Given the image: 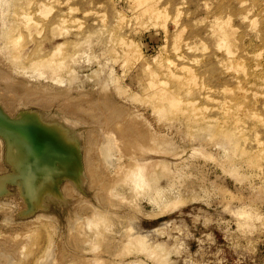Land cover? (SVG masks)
I'll return each mask as SVG.
<instances>
[{"label":"rangeland","instance_id":"rangeland-1","mask_svg":"<svg viewBox=\"0 0 264 264\" xmlns=\"http://www.w3.org/2000/svg\"><path fill=\"white\" fill-rule=\"evenodd\" d=\"M0 71V264H264V0H0ZM21 114L80 162L47 166L38 201Z\"/></svg>","mask_w":264,"mask_h":264},{"label":"bare ground","instance_id":"bare-ground-1","mask_svg":"<svg viewBox=\"0 0 264 264\" xmlns=\"http://www.w3.org/2000/svg\"><path fill=\"white\" fill-rule=\"evenodd\" d=\"M37 5V4H36ZM49 6V5H48ZM43 7V6H42ZM47 7V6H46ZM44 10V8H43ZM23 12V11H22ZM39 12V11H38ZM36 13V12H35ZM144 13V12H143ZM23 14V13H21ZM27 13H25V18L28 16L26 15ZM49 14V13H46ZM24 15V14H23ZM22 16V15H21ZM38 17V16H37ZM46 17V16H45ZM22 18H24L22 16ZM23 19V22H29L30 17L28 16L27 18L29 19ZM25 20V21H24ZM27 20V21H26ZM31 22V21H30ZM24 23V24H25ZM22 24V23H21ZM27 26L29 25V23L26 24ZM26 25H23L26 27ZM31 25V24H30ZM38 31V30H37ZM23 36V35H22ZM19 37V36H17ZM60 46V45H59ZM22 47V46H21ZM18 50V49H17ZM58 50V49H57ZM56 50V51H57ZM60 51V50H59ZM20 52V51H19ZM53 53V52H52ZM76 56V55H75ZM40 62V61H39ZM38 64V63H37ZM145 64V63H144ZM1 74V71H0ZM3 74V73H2ZM10 87V86H9ZM12 87V86H11ZM11 89V88H10ZM13 90V87L12 89ZM8 91V90H7ZM14 91H16L14 89ZM14 91L12 93H14ZM7 92L5 91V93L3 95H0V102L2 103L3 97H5L7 94ZM11 93V92H10ZM11 95V94H10ZM15 98H12V101H15L16 96L19 98V95L15 94ZM32 95V94H31ZM8 96V95H7ZM6 96V98H7ZM28 95L24 96V99L26 100L27 98H25ZM10 97V96H9ZM13 97V96H12ZM23 97V95H22ZM21 97V98H22ZM31 97V96H30ZM5 98V100H6ZM44 98V97H43ZM9 99V98H8ZM7 102L11 101V99L8 100ZM56 101L55 98L52 97H45L43 100H47V101ZM28 100V99H27ZM34 101V99H33ZM4 102V101H3ZM8 102V105L11 106L10 109L13 110L14 107H12L14 105V103H10ZM27 102V101H26ZM25 102V103H26ZM6 104V101L4 102ZM29 103V102H28ZM32 103V100L30 102ZM3 104V103H2ZM44 104H46V102H44ZM60 104V103H59ZM63 104V103H62ZM4 105V104H3ZM8 105L6 104V106L8 107ZM36 105L38 106H43V102L41 101H36ZM49 105V104H48ZM96 105V104H95ZM59 106V105H58ZM57 106V107H58ZM72 106L75 108V110H79V113H82L81 110H88L87 108L83 109V105L81 106V104H77L74 103L72 101L71 103H64L63 105H60V110L63 111L64 114L66 115H72L74 116L75 113L77 111L74 112L71 111ZM94 106V105H93ZM98 107H100V105L96 106L95 108L98 109ZM103 107V106H102ZM6 108V107H5ZM9 108V107H8ZM92 108L89 107V109ZM9 109V110H10ZM100 109V108H99ZM102 109V108H101ZM8 110V109H7ZM8 110V111H9ZM10 110V111H12ZM92 110V109H91ZM99 110H97L98 112ZM92 112V111H91ZM96 112V113H97ZM101 112V111H100ZM104 112V111H103ZM106 112V111H105ZM77 113V114H79ZM86 113V112H85ZM95 113V117L92 118L93 116H91L90 118H92L91 120L94 121V124H97L98 122H100V125L103 123V121L97 119L98 116ZM108 113V112H107ZM1 114V112H0ZM76 114V115H77ZM100 113L98 112V115ZM106 114V113H105ZM104 114V115H105ZM109 114V113H108ZM81 116V114H79ZM78 115V116H79ZM88 115V114H87ZM86 115V116H87ZM101 115V114H100ZM19 116H23L24 120L23 123H17L14 122L13 120H10V118L7 119V121L4 124V127L7 128V131L10 132V134L14 133V138H15V142L19 143V149L17 151V159H16V166L18 167V171L22 177V182H23V189L25 191V194L30 197L31 195H35V197L31 196V198L33 197V199H35L36 201H38V197L39 196V192L43 187H46V183H50L53 181L52 178V174L54 172V170H47L46 167L49 165H54V162L56 160V162L60 163V164H68L74 166V168L78 167L80 165L79 159L77 157V148L74 147L72 144H68L65 141H63L62 136L58 133V131L55 129V125L61 127L62 123H57V122H51V123H44L42 121V117L40 115L37 114H21ZM77 116V117H78ZM85 116V115H84ZM85 116V117H86ZM18 117V116H17ZM102 117V116H101ZM106 117V115H105ZM108 117V115H107ZM82 118V116H81ZM89 119V121H91ZM80 119V118H78ZM86 118H83V120ZM87 119V120H88ZM6 120V119H5ZM82 120V119H81ZM86 120V121H87ZM96 120H98V122H96ZM106 120V119H105ZM104 120V121H105ZM53 121V120H52ZM85 121V120H84ZM107 121V120H106ZM102 122V123H101ZM90 123V122H89ZM92 123V122H91ZM60 124V125H59ZM99 124V123H98ZM118 126V125H117ZM114 128V127H113ZM133 130V129H132ZM126 131V130H124ZM129 131V130H128ZM12 132V133H11ZM115 132V131H114ZM123 133V132H122ZM131 132H129L130 134ZM125 134V133H124ZM128 134V133H127ZM126 135V134H125ZM132 135V134H131ZM128 135V136H131ZM93 136V135H92ZM90 137V136H89ZM88 137V138H89ZM96 137V136H95ZM94 137V139H95ZM117 137V136H116ZM119 137V136H118ZM13 138V139H14ZM144 138V137H143ZM120 139V138H119ZM99 140V139H98ZM131 140V139H130ZM87 141V140H86ZM92 137L91 139H88V145L92 144ZM99 142V141H98ZM117 144V143H116ZM114 142L113 137L111 136V132H105L103 135V140H102V144L99 148L100 150V154L99 156L102 158V160L106 161L108 163L109 158L111 157L113 151L115 148H118V146L116 145ZM88 149H91L90 147ZM92 150V149H91ZM93 154V153H92ZM117 154V153H116ZM98 155V154H97ZM89 156V155H88ZM114 156H117L114 154ZM86 157V156H85ZM90 159V157L88 158ZM87 160V159H86ZM112 160V159H111ZM110 160V161H111ZM90 160H87L86 162L88 163ZM92 161V160H91ZM112 162V161H111ZM123 170L125 171L127 170L130 176L133 175H138V177H140L143 180V174L141 172L142 169V164L141 162L136 164L135 166H131L128 168H124L122 167ZM120 171V169H119ZM117 172V171H116ZM137 177V176H136ZM33 191V192H32ZM41 196V195H40ZM40 198V197H39ZM38 199V200H37ZM97 213V212H96ZM99 214V212H98ZM101 220H104V217L101 216ZM89 223V220L87 221ZM86 222V223H87ZM104 222V221H103ZM94 225L98 224V220L93 222ZM136 232V231H135ZM132 233V232H131ZM130 233V234H131ZM129 234V235H130ZM135 234V233H134ZM129 240V241H128ZM128 242L127 243H133L132 245L136 244V246H141V247H147L149 246V243L147 242L146 236L142 235V234H135L132 235L130 238H128ZM9 248V247H8Z\"/></svg>","mask_w":264,"mask_h":264}]
</instances>
